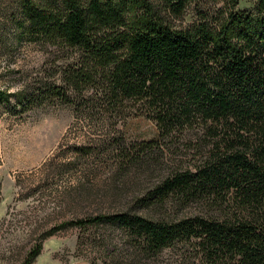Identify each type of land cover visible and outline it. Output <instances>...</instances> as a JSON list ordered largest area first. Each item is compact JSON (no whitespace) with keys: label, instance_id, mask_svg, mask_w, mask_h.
<instances>
[{"label":"trees","instance_id":"1","mask_svg":"<svg viewBox=\"0 0 264 264\" xmlns=\"http://www.w3.org/2000/svg\"><path fill=\"white\" fill-rule=\"evenodd\" d=\"M160 1L20 0L21 37L74 57L27 103L86 105L113 124L143 116L158 130L143 151L169 141L192 152L142 199L186 215L128 211L77 225L116 226L148 258L172 250L177 264H264V0L253 10L236 0L223 19L187 28L170 17L190 0Z\"/></svg>","mask_w":264,"mask_h":264},{"label":"rangeland","instance_id":"2","mask_svg":"<svg viewBox=\"0 0 264 264\" xmlns=\"http://www.w3.org/2000/svg\"><path fill=\"white\" fill-rule=\"evenodd\" d=\"M19 2L0 0V92L9 101L0 102V264H177L172 250L145 257L116 226L76 222L128 211L151 219L186 215L142 208V199L171 169L188 165L191 150L177 152L165 141L162 151H143L158 137L155 122L143 116L113 124L57 98L28 104L38 87L59 82L74 57L22 38ZM235 2L190 0L170 18L181 28L217 21ZM237 2L236 9L253 10L257 0Z\"/></svg>","mask_w":264,"mask_h":264}]
</instances>
